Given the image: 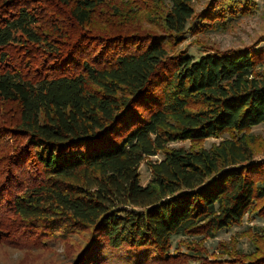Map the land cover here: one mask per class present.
I'll return each instance as SVG.
<instances>
[{
    "label": "trees",
    "instance_id": "obj_1",
    "mask_svg": "<svg viewBox=\"0 0 264 264\" xmlns=\"http://www.w3.org/2000/svg\"><path fill=\"white\" fill-rule=\"evenodd\" d=\"M166 1L0 0L1 247L36 253L48 236L80 233L65 264H230L171 241L214 236L255 207L264 217V159L246 133L264 123V44L197 58L176 49L188 28L255 0L198 13ZM209 137L220 140L167 146ZM159 154L142 185L139 165Z\"/></svg>",
    "mask_w": 264,
    "mask_h": 264
},
{
    "label": "rangeland",
    "instance_id": "obj_2",
    "mask_svg": "<svg viewBox=\"0 0 264 264\" xmlns=\"http://www.w3.org/2000/svg\"><path fill=\"white\" fill-rule=\"evenodd\" d=\"M161 1L168 3L166 0ZM192 1L195 12L198 13L210 0ZM108 2L112 6L111 9H114L115 6H118L121 10L129 7L126 6L127 2L125 0H108ZM254 4H256L254 11L246 12L241 16H234L225 22L219 20L216 24L203 26L201 30L196 32L188 28L185 39L178 43L176 49L185 50L193 58H197L203 54L204 50L245 48L254 43H258V46L263 45L264 40L261 39H264V0H255ZM137 10L139 9L137 8ZM94 21H99V18L94 17ZM138 21L143 27H150L149 19L142 11L138 15ZM246 133L254 137L255 145L259 146L256 149L255 157L264 159V146H262L264 123L250 127ZM228 135L223 134L222 136L228 137ZM220 138L209 137L205 141L198 142L178 140L177 142L168 143L167 146L175 148L182 146L187 149H190L191 146L196 148L208 147L212 143H217ZM160 157L161 155L159 154L146 158L139 165L138 172L142 185L146 184L150 178L149 159L156 160ZM255 209L256 207L250 213L244 214L240 223L224 228L214 236L206 237L202 234L173 238L170 249L173 252L177 250L179 252H188L189 249L185 244L193 245V243H196L205 249V255L208 260L215 256L221 259L226 257L229 258L230 264H247L242 262L248 261V259L251 260L255 256L264 253V217L257 214ZM81 237L80 233L79 235H69L65 239H56L48 236L45 247L42 242H39L38 246H43L44 248L36 253H29L23 248L19 250L16 247L0 246V264H65L70 255L77 249L75 247ZM108 262H111V264H124L122 262L116 263L115 260H109ZM186 264H195V262L191 260Z\"/></svg>",
    "mask_w": 264,
    "mask_h": 264
}]
</instances>
